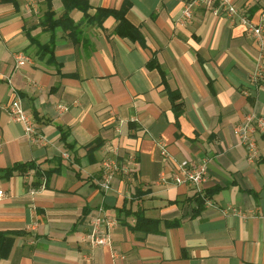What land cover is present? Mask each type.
<instances>
[{
  "label": "crops",
  "instance_id": "obj_1",
  "mask_svg": "<svg viewBox=\"0 0 264 264\" xmlns=\"http://www.w3.org/2000/svg\"><path fill=\"white\" fill-rule=\"evenodd\" d=\"M81 1L72 38L45 24L64 0H0V234L12 239L0 264H264V133L249 162L236 131L264 115V49L204 7L181 25L188 0ZM232 2L254 22L264 13V0ZM124 6L139 40L113 15L96 19ZM52 41L41 54L36 43ZM18 53L33 62L16 70ZM16 97L43 143L11 118ZM159 142L176 161L209 162L201 212L194 187L161 183L171 169ZM131 157L137 168L103 192L102 161ZM97 216L116 224L92 247Z\"/></svg>",
  "mask_w": 264,
  "mask_h": 264
},
{
  "label": "built area",
  "instance_id": "obj_2",
  "mask_svg": "<svg viewBox=\"0 0 264 264\" xmlns=\"http://www.w3.org/2000/svg\"><path fill=\"white\" fill-rule=\"evenodd\" d=\"M204 7L211 10L216 16H225L235 23L244 26L246 35L255 40L259 48L264 49V13L260 16L259 22H254L238 6L233 4L232 0H188L183 7L179 23L183 26L189 25L193 20V14L196 8ZM33 62L30 56L24 53L15 55V69L31 64ZM261 68V66H260ZM262 76V72H258ZM256 76V74H255ZM258 78V77H257ZM7 110L11 118L21 123L31 142L41 144L45 141L42 134L38 131L35 119L27 114L22 106L21 100L16 97L8 105ZM59 110H67L65 106H60ZM237 134L240 138V144L245 146L248 151V160L253 162L259 150L256 144L254 133L256 131L264 133V115L249 114L244 121L237 126ZM162 156L169 162L170 172H164L160 176L163 184H174L177 186L188 185L195 188L197 193H203V185L208 179L209 162L207 160H182L176 161L168 153L163 142L158 143ZM138 164L134 158H130L127 163L105 159L102 161L103 177L99 181V188L103 192H108L112 188V182L118 175L129 176L137 168ZM3 194L0 191V196ZM206 204H210L207 199ZM116 224V220L108 217H95L91 222V234L89 242L92 247L106 246L111 241L109 230ZM108 230V231H107Z\"/></svg>",
  "mask_w": 264,
  "mask_h": 264
},
{
  "label": "trees",
  "instance_id": "obj_3",
  "mask_svg": "<svg viewBox=\"0 0 264 264\" xmlns=\"http://www.w3.org/2000/svg\"><path fill=\"white\" fill-rule=\"evenodd\" d=\"M65 1V13L64 15L59 18L58 20L55 19V13L50 10L49 13L46 16V21L45 24L47 26V30L48 31H54V29H56L57 27H62L64 29V31H68L70 36L72 38H74L75 36H77L79 34L78 32V28L75 26V24L73 23V21L70 19L69 17V13L73 10V9H81L83 10L85 13L87 11L88 8V4L81 1V0H64ZM129 6H124L121 10L119 11H113V10H98L97 12V18H106L109 15H113L115 16V18H117L120 21V24L117 28V33L121 36V37H129L131 39H141V34L140 32L133 27L126 19V12L128 10ZM34 43V41H33ZM39 51L42 53H45L47 55L52 54L53 53V47H54V41H52L50 44L42 46L38 43H36ZM171 98L173 100V102H175V100L178 98V95H173L171 94ZM210 198V195L207 192L204 193H196L194 194L193 198L191 199V201L194 202V204L196 205V212L195 213H199L203 210L204 205L206 203V200ZM141 222H148L145 218H143L141 220ZM138 228H141V226H138ZM3 242L4 245L0 244V260L2 258H6L8 257L11 247H12V239L7 238L5 234H0V243Z\"/></svg>",
  "mask_w": 264,
  "mask_h": 264
}]
</instances>
